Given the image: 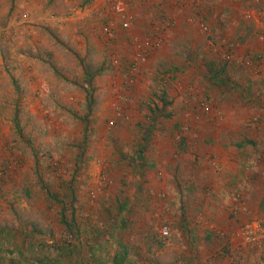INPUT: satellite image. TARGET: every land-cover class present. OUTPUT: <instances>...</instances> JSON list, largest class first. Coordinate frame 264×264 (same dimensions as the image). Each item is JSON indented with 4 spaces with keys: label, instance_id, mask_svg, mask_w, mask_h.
<instances>
[{
    "label": "rangeland",
    "instance_id": "1",
    "mask_svg": "<svg viewBox=\"0 0 264 264\" xmlns=\"http://www.w3.org/2000/svg\"><path fill=\"white\" fill-rule=\"evenodd\" d=\"M126 11L128 29L109 0H0V248L13 257L10 230L30 224L49 242L67 237L37 161L54 189L76 176L81 264H112L122 248L128 264H264V0H180L171 11L131 0ZM210 63L230 82L210 78ZM85 65L101 71L86 140ZM161 92L171 116L142 142ZM141 147L146 165L132 168ZM22 250V264L43 255Z\"/></svg>",
    "mask_w": 264,
    "mask_h": 264
},
{
    "label": "trees",
    "instance_id": "2",
    "mask_svg": "<svg viewBox=\"0 0 264 264\" xmlns=\"http://www.w3.org/2000/svg\"><path fill=\"white\" fill-rule=\"evenodd\" d=\"M259 58H261V55H257L255 57L250 58L249 56L246 57V62L254 63L256 61H259ZM133 63H129V65H132ZM134 66V64L132 65ZM134 67H128V69L125 70L127 75H129L131 72H133L135 69ZM83 78L82 83H80V87L82 89V92L84 94L85 98V107H84V115L83 117L79 118V121L83 124V130L82 134L84 137V140L87 138V131L88 126L91 123L90 117L92 115L93 106L95 104L94 102V91L95 88L93 87V79L100 74L101 71H94L91 70L90 66L85 65L83 67ZM101 70V69H100ZM225 67L216 66L214 63L209 64V74L210 78L213 80H217L220 84L225 85L229 81L228 78L224 77L221 78L222 75L225 74ZM135 73V72H134ZM245 94L243 96L248 95L250 89L246 88L244 89ZM158 101L160 102V107L155 106L154 109L151 111L150 115L147 117L148 125L143 130L144 137L142 138V142H147L152 132L156 129V124L160 117H163L164 119L170 118L171 113L168 111L171 101L167 100V95L164 92H161L160 96L158 97ZM16 124V134L23 139L22 130L19 126V123L17 119H14ZM183 143V142H182ZM245 144H251V141L246 140ZM242 145H238V147H241ZM144 147H141L135 157L132 159V161L129 163L132 168H142L146 165V159H145V151L143 149ZM82 154V152H81ZM260 155H262L260 153ZM122 156V155H121ZM78 159H76V162L78 164ZM76 164V165H77ZM39 164L37 161L34 163V176L36 177L37 181V187L44 192L45 196L48 199H51L55 204L60 205V211H59V218L58 223L64 228L65 233L67 234V237L63 241H57L54 240L53 237L48 239L43 237V233L40 230H37L36 227H34L32 224L26 226L22 230H16L13 229L10 230V234H13L14 239L16 238L19 241V245H16V254L12 257L11 254H8V256L5 255V252L2 248H0V264H22L25 251L24 249H32L35 248L38 251L41 252L42 258L36 259L38 264H81L80 259H78V256L81 255L82 252V243H78L79 238L81 237V227L80 224L77 222L76 217V207H75V201H76V183L77 179L76 176L72 177L68 182L57 184L58 187L54 189L53 187H49L47 184L49 183L47 180H45L44 172L41 168L38 167ZM78 168V167H77ZM77 168H75L77 170ZM75 178V180H74ZM128 209V203L127 201L122 202V204L118 207V216L120 217V224L119 229H124L126 226V216L125 214H122L124 211ZM179 225L180 228L184 231L185 234H187L188 231V223L185 216V213L181 211L180 218H179ZM167 229L166 227L164 228ZM9 234V232H5L4 229H0V235L2 236H9L6 235ZM100 235V234H99ZM98 232L93 234V242L92 245L89 246L91 252L94 251V249L98 248V241L97 238L99 237ZM36 236L41 237L39 241H37ZM91 256H93V253H90ZM112 264H128L129 263V249L122 248L120 253L115 254L114 257L111 259ZM133 264V263H132Z\"/></svg>",
    "mask_w": 264,
    "mask_h": 264
},
{
    "label": "built area",
    "instance_id": "3",
    "mask_svg": "<svg viewBox=\"0 0 264 264\" xmlns=\"http://www.w3.org/2000/svg\"><path fill=\"white\" fill-rule=\"evenodd\" d=\"M112 9L116 13V15L121 19L122 21V27L124 29H128L131 23V17L128 15L126 11V5L131 2V0H109ZM141 41L140 45H147V42ZM164 235H167V232L164 231Z\"/></svg>",
    "mask_w": 264,
    "mask_h": 264
},
{
    "label": "crops",
    "instance_id": "4",
    "mask_svg": "<svg viewBox=\"0 0 264 264\" xmlns=\"http://www.w3.org/2000/svg\"><path fill=\"white\" fill-rule=\"evenodd\" d=\"M182 2H185V0H181ZM180 0H167V6H168V10L171 11L174 9V6L176 3H179ZM150 10H156V9H150ZM149 10V11H150Z\"/></svg>",
    "mask_w": 264,
    "mask_h": 264
}]
</instances>
